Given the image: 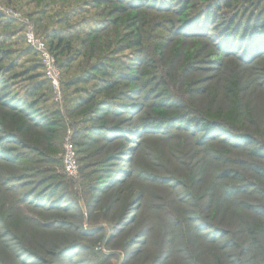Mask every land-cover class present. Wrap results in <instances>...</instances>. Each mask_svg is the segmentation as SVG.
I'll use <instances>...</instances> for the list:
<instances>
[{
    "label": "rangeland",
    "instance_id": "374dc122",
    "mask_svg": "<svg viewBox=\"0 0 264 264\" xmlns=\"http://www.w3.org/2000/svg\"><path fill=\"white\" fill-rule=\"evenodd\" d=\"M258 22L264 0H0V264H264Z\"/></svg>",
    "mask_w": 264,
    "mask_h": 264
},
{
    "label": "built area",
    "instance_id": "2783aa9c",
    "mask_svg": "<svg viewBox=\"0 0 264 264\" xmlns=\"http://www.w3.org/2000/svg\"><path fill=\"white\" fill-rule=\"evenodd\" d=\"M26 39L29 45L38 52L45 75L56 92V98L59 99L61 70L56 65L46 42L37 37L30 27L26 32ZM69 141V139H66L62 154L63 170L68 176L75 177L79 168L76 153Z\"/></svg>",
    "mask_w": 264,
    "mask_h": 264
},
{
    "label": "trees",
    "instance_id": "16d2710c",
    "mask_svg": "<svg viewBox=\"0 0 264 264\" xmlns=\"http://www.w3.org/2000/svg\"><path fill=\"white\" fill-rule=\"evenodd\" d=\"M222 1H223V3H224L225 5H228L229 2H230L231 0H222ZM217 7L219 8V4H217ZM212 11H213V10H211V9H208V10H207V12H206V17H207V18H209V17L211 16L210 12H212ZM231 24H232V22L230 21V24L228 25L227 29L230 28ZM255 27H258V28L264 29V22H261V23L258 22L257 25H255ZM99 69L101 70V68H99Z\"/></svg>",
    "mask_w": 264,
    "mask_h": 264
}]
</instances>
